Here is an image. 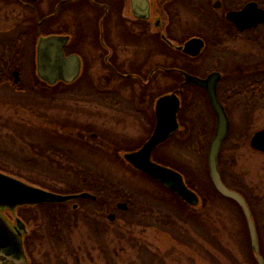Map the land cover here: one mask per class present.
Listing matches in <instances>:
<instances>
[{"label":"rangeland","instance_id":"374dc122","mask_svg":"<svg viewBox=\"0 0 264 264\" xmlns=\"http://www.w3.org/2000/svg\"><path fill=\"white\" fill-rule=\"evenodd\" d=\"M0 26L3 29L2 33H8V30L12 28L11 21L5 23L3 18L0 19ZM14 30L15 29H13L11 32L9 31L10 34L15 33ZM50 31L53 32L54 30H48L46 28V32ZM188 32L189 36H204L205 40L207 41V46L203 51V56L205 57V70H201V74L204 75L205 73L206 75L208 70H211V73L218 70L223 71L224 76L225 74L227 75V77L223 80L225 88L230 87V82L235 78V76L231 78L232 74H234L233 70L236 68V65L232 64L233 62H244L246 60L248 61L246 63H250L255 59H262L263 55L256 54V52L254 53L246 45L244 42L245 37L241 38V36H236V39L240 38L243 40H235V42L225 38L226 42L222 43V46L226 49V54L224 55V58L221 59L222 55H220L216 50L217 47H212V45L209 43V36L211 33H209V29L206 25H202L201 22H195ZM23 33L24 31L21 32V35L24 37L25 33ZM151 33H154L152 28ZM41 35L44 36V33L42 32L38 38ZM180 36L181 34L179 33L178 37ZM23 40H25V38L22 39V42ZM70 48L74 51L82 50L80 45L74 43H72ZM87 51L88 52L85 54L86 62H88V60L91 58L90 50L87 49ZM252 54L254 56H252ZM219 61L220 63L218 64ZM17 73L18 83L15 84H20V87H29L28 89L32 88L34 75L36 74V43L32 51V57H27L24 62L22 61L21 70ZM90 81L91 80L88 78L82 79L81 82L73 88L74 90L72 89V91H68V94L65 93V96H61L60 98L58 97L56 101L55 99L54 101L47 100L38 105L33 102L32 96H28V94H16L9 86L2 87L0 89V117H6V114H11L12 110H19L17 114L20 117L38 121L36 123L43 122L45 125H33L31 127L33 130L30 134L29 132H26L25 134H19L17 133L18 130L12 131V129L4 128L3 131L0 132V136L4 143L6 142V146L0 145V157L6 161L7 159L13 160L12 157H16L18 161H22L23 159L27 160L37 158L36 156L38 155L35 154L37 152L32 153V149L29 145V143H32L45 148L52 146L64 148L66 150H70L71 148L73 151L72 155L76 159L79 156L76 155L77 152L74 146H67L59 143V141L63 138L71 139L75 145L80 148L81 151H83V153L90 156L87 157L88 159H80L84 166L103 173L110 181L119 184L127 192L138 196L139 199L145 201L150 207L153 208L151 209V214L153 216L151 218L142 220V227H140L139 230L137 228L135 231V233H141L140 239L147 245L150 250V254H157V251L165 257L167 256L166 254H169L171 259L168 260L165 258L169 264H209L210 262L211 264H231L224 257L225 255H230L228 254L229 252L232 253L231 255L235 260H237L239 264H243L244 259L242 258V253L244 249L242 250V248L244 247V243L242 242V237H245L246 239V236H248L247 227L245 223L240 220L241 214L234 204L229 199H220V197L215 194V191L207 175L206 156L208 145L214 132L215 119L213 116L211 117V113H209L208 109L201 105L200 100H202V95L200 92L190 89L192 91L188 92V97L186 96L182 103V107L191 105L190 115H192V119L195 122V127L198 130L196 132V130L193 129L197 133L195 138H193V136L192 139L187 137L186 141H175L174 139H170L166 142L164 141L163 143H160L157 146V161L164 165L173 167L182 173L186 184L190 188H193L200 198V204L196 207V209L200 210L201 212L203 210V213L205 211L208 212V215H205L204 219H207L208 223L211 222L209 221L210 219L213 222V230L209 232H206L204 226H196V230L199 232L197 235L193 232L194 227L191 225L188 226L186 233L187 235L185 234V237L188 240L187 243L189 242L192 244L193 251H195V254H193L194 252L191 253L192 255H190V261V259L187 260V250L184 249L183 251L179 245H176L172 242V232L170 230H165L163 226L161 228H157V210H159L161 214H167L168 216H172L174 218L184 219L185 216L174 206H171L157 198V186L155 184L149 181L141 173L129 169L122 162L118 161L117 158L111 156L112 151L115 148L123 147L129 150V148H137L139 144L134 143L133 140L129 141L127 137V140L122 138L121 131L127 126H130L128 129L133 127V124L130 122L131 119H127L128 121L126 126L121 128L122 115H115V119L119 122V125L111 126L108 124V121L113 114L111 111L109 112V110L107 111L103 107L100 108V106L95 103L91 104L83 102L87 94L90 93L89 89L87 88ZM169 82H167L165 85H161L160 90L157 91V94L164 90ZM127 83L128 82L122 80L117 81L119 86L117 90H121L122 93L129 96V89H124ZM107 85L108 84H106L105 88L102 89L100 94L108 95L109 88H107ZM225 88L224 90H226ZM230 96V92L225 93L226 102H228L226 104L229 105L228 116L231 123V129L228 139L222 144L218 157L219 165L222 170L223 180L226 182V184L229 187H235L238 190H241L240 192H244L246 195L249 202V207L251 208L253 220L257 222L258 230L261 232L264 241V154L258 153L250 147V139L252 135L264 128V102H259V108L254 112L249 120H245L242 116L244 112L243 107H240L238 103V106L233 105L232 102L230 103ZM52 97L56 98L55 95ZM86 98L89 97L87 96ZM71 110L81 111L82 114L79 115L81 117L73 119L72 115L75 113L73 114ZM78 111L76 114H79ZM83 114L85 115L83 116ZM59 116L61 117L60 120ZM149 119H151V117L148 108H145L144 117L140 118L139 121L135 123L136 126L133 127L136 132L133 134L141 132V130H139V125L143 124V122ZM52 121H59L62 124H67L65 125L66 127L72 124H77L79 127L76 129L65 128L63 130H57L53 124H49L54 123ZM2 122L3 120L0 118V127ZM46 122H48V124H46ZM128 129H125L126 132H128ZM37 130L38 132L34 133ZM87 130L95 132L98 138L101 139L98 140L97 138H88V140H86L88 142V146L92 145L93 142L96 143L92 145L94 147H100L99 143L102 146L98 148V152H94L95 154L90 153L84 146L81 145L79 136L81 133ZM131 132L132 131H130V133ZM201 132H207V137L203 143V138H198V135L201 134ZM40 133H43L44 135L41 136ZM128 150L125 149L119 152L118 159L121 160L122 154ZM99 151H105L107 153L106 158L104 155L99 154ZM95 158L97 160H95ZM101 160L103 162H101ZM41 161V166H36L38 168L36 169L39 171L42 169L44 171L47 169V165L45 164L44 160ZM7 163L9 164V162ZM10 163H12V161H10ZM9 167L15 168V166L12 165ZM51 170L50 173H57L55 169ZM28 176L30 175H27V177ZM56 176H58V174ZM36 178L38 181L43 182L41 178ZM59 181L52 182V180H50L44 181L43 183L49 182V184H51L52 182L54 187L60 190L70 191L76 189V184H74L73 180L65 177L64 180ZM212 201H220L221 205L215 208ZM74 203L77 204L79 208V204L77 202ZM72 204L73 203L68 205L70 209ZM79 211L78 228H75L73 231L72 241L75 243V246L81 245L83 243L93 249L90 253V256H87L86 252H84V249H81L79 251L78 264H109L111 250L115 248L117 241H114L113 235H110L108 238L110 241L108 244L109 250H107V254L104 252L103 254L102 251L99 250V247L91 244L87 238L85 229L82 227V221L80 220L82 216L81 214L84 212V208H81ZM110 213L114 214L116 219L117 216H120L121 211L114 209L109 213L105 212V220H107L106 216ZM0 215L11 227L16 226L17 218L21 219V221L26 224L27 230L30 231L36 226L34 218L39 219L41 212L40 209L32 207L28 208L27 210L16 209L14 211L5 209L0 211ZM122 223L123 222L120 219L118 220L117 225L120 226ZM112 230L113 228L109 229L110 233ZM180 239H184V235ZM227 247L230 249V251L229 249H225ZM125 252L126 253H122V256L117 259L116 264H141L143 261L147 263V258L145 256L138 257L137 254L130 249L126 250ZM42 253H44V249H39L36 247L33 259L38 262H42ZM108 254L110 256H108ZM176 257L179 258V260H175ZM53 259L54 258H52L50 262L52 261L54 263ZM31 260L32 259H30V262ZM73 262V258L70 256L68 264H73ZM44 264H46V262H44Z\"/></svg>","mask_w":264,"mask_h":264},{"label":"trees","instance_id":"16d2710c","mask_svg":"<svg viewBox=\"0 0 264 264\" xmlns=\"http://www.w3.org/2000/svg\"><path fill=\"white\" fill-rule=\"evenodd\" d=\"M258 5L264 8V0H258ZM206 24L209 29V33H211V35L209 36V43L212 46H216L218 49V47H220V44L225 42V37L227 38V40H231L232 42H235L234 34H233L234 29L230 28L229 25L223 22L222 20H217L215 17L212 18L209 17L207 19ZM26 29L27 27H24L23 30L22 28H19L15 33H13L14 35L11 34L9 36L8 35L0 36V89L2 87L9 86L16 94H28V96H32V100L36 105L41 104L42 102L47 100L54 101L55 99L56 101L58 97L60 98L61 96H65V93L68 94V91L69 92L72 91V89L80 82L77 81L69 85L63 83H57L54 86H49L43 83L42 81H40L36 77V75H34V82L32 84V88L30 89H28L29 87L26 86L20 87V84H15L18 82L14 81L15 77L13 76V73L14 72L17 73L21 70L22 61L24 62V60L27 57L30 58L32 57V51L36 43V40L38 36L42 34V32L38 31L36 27L35 17H33L32 29L31 27H28L29 32L30 30L32 31V41L30 40L29 42H27L26 40H23L22 42V39H24L25 37L19 36V34L22 31L26 33ZM256 31H258V35H257L258 42L256 43L250 42V39L248 37L247 38L248 43L246 45L251 49V51L253 52L255 51L256 54L263 55L262 59L261 60L255 59L250 63H246L248 61H246L245 59L244 62H236V63L233 62L232 64H235L236 68L233 70L234 74L230 76L231 78L235 76L236 79L235 78L232 79V81L230 82L231 86L229 85L230 87L225 88L224 81L221 82L220 85L218 86V92L220 94L225 95L226 92H230L231 94L230 96L231 101H229L230 103L232 102V104L236 106H238L237 105L238 103L240 107L241 106L243 107L244 112L242 116L245 120H249V118L259 108L258 105L259 102H264V30L259 29ZM17 33H18V37L15 36L17 35ZM153 38L154 37L151 38L145 37V40L150 39L152 42H154L152 40ZM130 39H134V38L130 35ZM252 56L254 55L252 54ZM226 77L227 75L225 74V76H223V80ZM104 82L106 83L102 84L101 79L95 81V83L97 84V86H95L93 84V81H90L89 86H87V88L90 91V93L87 94L89 98H86L87 97L86 96L83 102L91 103V104L95 103L98 106H100V108L103 107L107 111L109 110L110 112L113 103V98H111V96H113L112 93L115 94V98H118L120 100L123 99L125 101L128 99L129 96L122 93L121 90L120 91L117 90V88L119 87L118 84L114 87V90H112V88L110 87H113L114 84L111 81L107 85V88H109L108 95L100 94L102 89L105 88L108 81L104 80ZM128 86L129 84L127 83L124 89L127 88L129 89ZM224 88L226 90H224ZM193 89L194 88H192V90ZM53 95H55L56 98L52 97ZM226 103L228 102L225 101V108L228 111L229 105H227ZM71 111L73 112V114L75 113L74 115L71 114L73 119L81 117L79 116L82 114L81 111L78 110H71ZM77 111L79 114H76ZM18 112L19 110H12V113L9 115L6 114V117L3 116L0 117L3 120L0 127V132L3 131L4 128H8V129H12V131L18 130L17 133L19 134H25L26 132H29L30 134L32 133L31 131L33 129L31 127L33 125L35 124L45 125V123L43 122L36 123L38 121H33V119H24L17 114ZM118 112L120 113V111ZM227 113H229V111ZM84 115L85 114H83V116ZM60 119L61 117L59 116V120ZM52 122L54 123H49V124H53L55 128H57V130H63L65 128L76 129L79 127V125L77 124H72L66 127L65 125L67 124H62L59 121L56 122L52 121ZM46 124H48V122H46ZM108 124H110L111 126L114 125L118 126L119 122L116 121L115 116H112L110 117ZM37 132L38 130L35 131L34 133ZM40 134L41 136L44 135L43 133ZM88 138L91 139L97 138L98 140L101 139L98 138L95 132L89 130L81 133L79 136L81 145L84 146L86 150H88L90 153L95 154L96 152H98L99 150L98 148L102 146L100 145V143H99L100 147L92 146L93 144H96L95 142H93L92 145L88 146L87 144L88 142L86 141L88 140ZM5 143L0 136V145L6 146ZM59 143L67 146L68 145L74 146L77 152L76 155H78L79 157H77L76 159L73 157L72 155L73 151L71 148L70 150L69 149L66 150L64 148L55 147V146L45 148L34 145L32 143H29V145L32 149V153L37 152L35 153L36 155H38L36 156L37 158L27 159V160L23 159L22 161H18L16 157L15 158L12 157L13 160L7 159L6 161L5 159L0 157V172L9 175L11 177H14L16 179H19L27 184L34 185L57 194L69 195V194H78L82 192H87L95 197V199L93 200L78 199L67 203L42 204L36 206V208L40 209L41 212L40 218L39 219L34 218V221L36 222V226L32 230L28 231V233L24 237L25 250L28 253L30 259H32L29 264H44V262H46V264H68V260L70 256H72L73 258L74 261L73 264H78L79 251L81 249H84L86 255L90 256V253L93 248L91 249L90 246H86L83 243L81 245L75 246V243L72 241L73 231L75 228H78V220H79L78 213L80 212L79 210L81 208H84V212L81 214L82 216L80 220L82 221L81 222L82 227L85 229V233L87 234V238L89 239L91 244L98 246L99 250L102 251V253L104 252L107 254L108 252L107 250H109L108 244L110 242L108 240L109 236L113 235L114 241H117L115 248L111 250V257L109 264H116L117 259L122 256L121 254L126 253L125 251L129 249L133 250L138 257L145 256L147 258V263L143 261V263L141 264H169L165 260V258L168 260L171 259L169 254H166L168 257L163 256L158 251L157 254L156 253L150 254L149 248L140 239L141 233H135L137 228L139 230V228L142 227L143 224L142 220H145L146 218H151L153 216L151 214L152 212L151 209L153 208L150 207L149 204L146 203L145 201L139 199L138 196L130 192H127L119 184L110 181L107 178V176H105L103 173L98 172L90 167L84 166L81 163L82 161L80 159H84V158L88 159L87 157L90 156L83 153V151H81V149L78 148L71 139L63 138L62 140L59 141ZM125 149L128 150L127 148H123V147L115 148L112 151L111 156L117 158L118 161L122 162L126 167L131 169L128 165L125 164L123 159L121 160L118 159L119 152ZM99 154L104 155L105 158L107 156V153L105 151L100 152ZM41 160H44L45 164L47 165L46 167L47 169L44 171L42 169L39 171L37 170L38 168L36 167V166H41L42 163ZM95 160L97 159L95 158ZM10 161H12V163H10ZM7 162H9V164ZM101 162L103 161L101 160ZM11 165L15 166V168L9 167ZM51 169H55L57 173L55 172L50 173ZM220 171H221V176L223 177L221 168ZM26 174L33 176L34 178L30 176L27 177ZM57 174L58 176H56ZM143 176L146 177L145 175ZM36 177L41 178L43 182L50 180H52V182H55L59 180H64V178L66 177L70 180H73L74 184H76L75 185L76 189L70 191L56 189L52 182L51 184H49V182L43 183L38 181ZM147 179L157 186L158 199H161L163 202L171 206H174L185 216L184 219L174 218L172 216H168L167 214H161L160 211L157 210L158 213L157 228H161L163 226L165 230H170L173 235L172 236L173 238L171 237L173 240L172 242L176 245H179L183 251L184 249L187 250L186 251L187 260L190 259V255H192L191 253L194 252L193 254H195V251H193L192 248L193 245L190 244L189 242L187 243L188 240L185 237L187 235L186 234L187 228L189 225L193 226L194 227L193 232L196 235L199 234V232H197L196 230L197 229L196 226H204L206 232L213 230L212 220L210 219L209 221L211 222L208 223L207 219H204L205 215L206 216L208 215V212L205 211L206 213L205 212L203 213V210L201 212L196 208L188 206L187 204L183 203L178 198H176L174 195H172L170 192H168L166 189H164L162 186L156 184L149 178ZM231 188L234 190L237 189L235 187H231ZM236 191L240 192L241 190L237 189ZM240 193L246 198L247 204L249 206L248 199L244 194V192H240ZM215 194L218 197H220V199L224 200V198L220 196L216 191ZM74 202H77L79 204V208L77 204H75ZM118 202L126 203L127 210L121 212L120 216H117L113 222H109L108 220H105L104 219L105 212L109 213L112 210L116 209V204ZM212 202L215 208L221 205L220 201H212ZM71 203L73 204L70 209L68 205ZM74 204L76 205V208H73ZM234 206L241 214L240 220H242L243 223H245L246 225L241 210L237 207L236 204H234ZM22 209L27 210L26 208H22ZM120 219L122 220L123 223L120 226H118L117 223L118 220ZM254 223L258 236L260 254L264 258L263 237L261 232L258 230V226H257L258 224L257 222H255V220ZM110 228H113L111 233L109 231ZM183 235H184V239H180L183 237ZM242 238H241L242 242L244 243V247L242 248V250L244 249L242 253V258L244 259L243 264H257L254 254L251 251L249 234L248 236H246V239L245 237ZM36 247H38L39 249H44V253L41 254L43 257L42 262H38L33 259V255ZM225 249H229V248L227 247ZM228 254L230 255L224 256L227 261H229L231 264H239L237 260H235L231 255L232 253L228 252ZM108 256L110 255L108 254ZM52 258H54L53 259L54 263L52 261L50 262ZM175 260H179V258L176 257ZM209 264H211V262Z\"/></svg>","mask_w":264,"mask_h":264},{"label":"flooded vegetation","instance_id":"af4514ba","mask_svg":"<svg viewBox=\"0 0 264 264\" xmlns=\"http://www.w3.org/2000/svg\"><path fill=\"white\" fill-rule=\"evenodd\" d=\"M249 3H255L259 7L258 0H0V19L3 18L5 23L11 21L12 26L8 33H2L3 29L0 26V36L13 35V33L10 34L13 29L16 32L19 28L23 30L27 27L26 33H23L25 40L32 41V31L29 32L28 27L32 29L33 17H35L38 31L45 33V36L68 37L63 49L64 54L65 56L74 54L80 61V73L76 82L88 78L97 86L94 81L101 79L102 84H105L104 80H107V84L110 81L114 84L112 90L117 85V81L128 82L130 92L128 99L120 100L112 93L113 103L110 111L113 113L112 116L122 115L121 128H123L129 119L133 127L136 126L135 123L144 117V109L148 108L151 119L138 126L141 132L133 134L136 132L133 127L128 129L130 126L125 128L128 132L121 129L123 139L133 140L134 143L139 144L137 148H129L126 153L135 152L150 139L154 132L155 106L157 99L163 95L176 92L180 100L177 113L179 128L166 141L170 139L186 141L187 137L192 139V136L195 138L197 134L198 130L190 115L191 106L182 107L183 100L186 96L188 97L190 89L194 88L195 91L200 92L201 105L208 109L211 117L213 116L204 90L184 84V73L199 78H205L211 73V70H208L206 75L200 72L205 70L203 51L207 41L201 35L189 36L188 31L195 22H201L202 25L207 26V19L215 17L234 29V40H243L236 39V36L245 37L244 42L247 44L249 37L250 42L256 43L258 42L256 30H264V24L239 31L225 19L228 12H238ZM46 28L54 31L46 32ZM151 28L154 33H151ZM179 33L180 37H178ZM130 35L134 39H130ZM15 36L18 37V35ZM145 37H154L152 39L154 42L150 39L145 40ZM192 37L201 38L204 42V47L194 57L182 51L184 44ZM72 43L80 45L82 50H72L70 48ZM87 49L91 52L88 62L85 59ZM216 50L220 55L226 54L222 44ZM218 72L221 74L219 86L223 81L224 73L221 70ZM167 82H169L167 87L157 94L160 86ZM179 90L181 93H178ZM217 93L225 107V95L220 94L218 88ZM199 137L203 138V143L207 132H201ZM151 160L162 166L173 168L157 161V146L152 151ZM178 172L182 175L180 171ZM224 184L242 195L229 187L225 181ZM190 189L196 193L193 188ZM25 254L29 264L30 257L26 250Z\"/></svg>","mask_w":264,"mask_h":264},{"label":"water","instance_id":"95a60500","mask_svg":"<svg viewBox=\"0 0 264 264\" xmlns=\"http://www.w3.org/2000/svg\"><path fill=\"white\" fill-rule=\"evenodd\" d=\"M225 19L239 31H245L264 24V9L259 8L255 3H249L238 12H228L225 15ZM67 41V36L51 35L41 36L36 42V76L49 86H54L59 82L72 84L79 76L80 61L78 56L74 54L65 56L64 54L63 49ZM203 47L204 42L201 38L192 37L184 44L182 51L194 57L200 53ZM13 75L15 77L14 81L17 82L18 74L14 72ZM220 79L221 74L217 71L208 74L205 78L184 73V84L204 90L215 119L214 132L209 142L206 156L209 180L219 195L233 201L240 208L246 221L250 247L256 263L264 264V258L260 254L255 223L245 199L239 193L226 187L221 180L218 156L223 142L228 137L230 120L218 98L217 86ZM178 93H181V90ZM179 107L180 100L176 92L159 97L155 106L156 126L152 136L139 150L127 152L122 157L132 168L143 173L180 201L194 208L199 205V197L187 187L182 175L174 169L162 166L151 160L153 149L177 132L179 128L177 121ZM250 147L264 153V128L252 135ZM76 199L93 200L95 197L87 192L71 195L57 194L34 187L0 172V210L8 209L14 211L19 207L60 204ZM73 208H76V206ZM116 208L120 211H125L127 205L119 202ZM114 218V214L110 213L108 215L109 221H113ZM25 232V224L20 219L16 220L15 227H11L0 215V264H27L23 247V233Z\"/></svg>","mask_w":264,"mask_h":264}]
</instances>
